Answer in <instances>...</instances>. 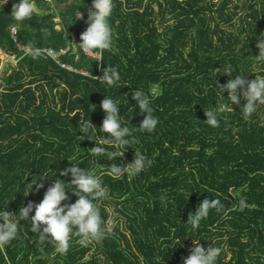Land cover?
Masks as SVG:
<instances>
[{
	"label": "trees",
	"instance_id": "16d2710c",
	"mask_svg": "<svg viewBox=\"0 0 264 264\" xmlns=\"http://www.w3.org/2000/svg\"><path fill=\"white\" fill-rule=\"evenodd\" d=\"M35 3L37 15L23 23L12 20L13 8L0 11V48L19 58L13 71L1 75L0 210L19 219L22 204L39 203L54 179L70 182L59 169L73 162L101 176L108 191L101 215L115 227L100 242L82 245L72 237L61 254L22 219L18 238L0 247V264H183L192 239L221 249L216 264H264V105L245 118V101L232 110L228 93L219 96L216 87L236 75L249 81L264 76V61L256 57L264 0H114L113 45L100 59L77 45L83 31L76 13L88 16L92 0ZM12 25L21 44L34 42L40 56L17 49ZM41 27L51 35L45 37ZM46 48H69L61 60L89 75L67 71ZM107 65L119 71L118 87L97 79ZM227 69L233 72L224 74ZM136 88L152 99L159 120L152 133L138 128L145 114L132 99ZM105 96L119 100L123 125L132 130L126 150L102 145L121 156L116 160H109L111 153L91 155L95 142L110 136L98 129ZM216 102L228 111L219 127H211L205 111ZM79 113L98 136H79ZM135 150L152 160L151 167L114 178L108 167L127 166ZM43 175H51L37 181L44 187L36 191L33 185L28 194L32 180ZM67 195L70 203L78 199L71 190ZM205 198H218L223 207L211 209L194 230L187 220Z\"/></svg>",
	"mask_w": 264,
	"mask_h": 264
},
{
	"label": "clouds",
	"instance_id": "9594fccd",
	"mask_svg": "<svg viewBox=\"0 0 264 264\" xmlns=\"http://www.w3.org/2000/svg\"><path fill=\"white\" fill-rule=\"evenodd\" d=\"M6 2L7 0H0V11ZM91 8L92 10L87 16L89 26L81 34L80 43L77 45L84 54L92 52L102 54L104 50H111L113 45L114 34L110 19L114 10V0H92ZM34 15H37L35 0H19L13 5L11 18L17 23L30 20ZM82 15V13H77L78 18ZM39 32L45 37L51 35L47 27H41ZM24 47L33 57L41 55V49L35 47L34 42L27 43ZM257 47L260 49V54L256 57L258 61H264V33L257 40ZM231 72H233L231 69L223 71L224 74ZM97 79L109 87H118L121 76L115 67L110 68L107 65L102 76ZM216 87L219 89V96L223 97L222 93L225 91L228 93L226 100L230 102L232 110V105L239 104L241 99L245 101L241 108L245 118L251 117L261 105H264V76L255 75V79L249 81L242 75H236L235 78L229 79L225 84H217ZM131 96L136 102L135 106L139 108L142 114H145L138 128L148 133L154 132L159 120L153 115L155 110L152 107L151 97L139 88L132 91ZM100 107L105 117L102 126L98 128L100 129L99 133H109L110 136L108 138L103 136L102 143L95 142V146L90 148L91 155L103 158L105 154L111 153L112 158L109 160H116L117 157L121 156L117 152L111 151L112 148L122 146L126 150V146L131 144L132 130L123 125L119 100L105 96ZM226 111H228L227 105H218L216 102L213 110L205 111L207 117L205 122L211 127H219L220 116ZM79 114L76 132L78 129L83 133L79 136H98L97 127L92 124L89 117L85 118L81 113ZM102 145L108 146L111 150H106ZM79 165V163L72 162L70 167L63 170L59 169L61 177L70 174V182H66L62 178L54 179L47 187L43 199L39 203L29 201L26 206L22 204L18 212L19 219L8 209L0 210V221H2L0 222V247L10 244L12 240L18 238V225L22 219L31 222L30 231L37 234L42 243L45 244L46 241L53 243L57 252L61 254L68 251L72 237H80L79 242L82 245L88 241L100 242L114 229L115 222L109 221L105 225V218L101 215V203L108 194L107 188L103 186L101 176L92 170L81 168ZM151 165V159L135 150L134 160L127 166L112 164L108 168L114 178H119L125 173L129 176H136ZM45 176L51 175H43L41 179L32 180L28 194L33 185H35L36 191L44 187L42 183H37V181L42 180ZM69 190L78 196L75 203L69 202L67 195ZM161 199L164 200L165 197L162 196ZM222 207L220 199L209 200L205 198L192 212L194 214L189 215L187 222H190L195 230L201 221L207 218L211 209L219 211ZM241 210H243V201H241ZM33 211L34 214L30 215ZM200 241L192 239L189 255L184 258L183 264H216L221 249L215 246L205 248Z\"/></svg>",
	"mask_w": 264,
	"mask_h": 264
},
{
	"label": "built area",
	"instance_id": "2783aa9c",
	"mask_svg": "<svg viewBox=\"0 0 264 264\" xmlns=\"http://www.w3.org/2000/svg\"><path fill=\"white\" fill-rule=\"evenodd\" d=\"M42 1L47 2V3H50L53 0H42ZM77 13L80 14L82 12L81 11H78ZM77 13H76V16H77ZM82 14L83 15L80 18H78V17L77 18H78V20H79V22L81 24V30L84 32L89 25L87 23V16H85L84 13H82ZM10 37L12 39L13 44L16 45V47H17V49L19 51L24 52V53H28L27 49L20 42V39H19V36H18V27L16 25H12L10 27ZM44 51L46 52V54L48 56H50L51 58L55 59L56 62L61 67H63L64 69H66L67 71L74 72V73H81V74H84V75H89V72L88 71H86L84 69H79L76 66H74L73 64L68 63V62H63L61 60L60 57L62 55H65L69 51V48L60 49L59 51H56L53 48H46V49H44ZM3 53L6 56L9 55V54L5 53L0 48V54H3ZM88 55L91 56V57L97 58V59H100V56H101L100 53H98V52H92V53H89ZM14 56H16V55H14ZM0 85H1V78H0Z\"/></svg>",
	"mask_w": 264,
	"mask_h": 264
},
{
	"label": "rangeland",
	"instance_id": "374dc122",
	"mask_svg": "<svg viewBox=\"0 0 264 264\" xmlns=\"http://www.w3.org/2000/svg\"><path fill=\"white\" fill-rule=\"evenodd\" d=\"M18 2H19V0H7V2L5 3V6H9L10 8H13V5L18 3ZM53 2H54V0L48 4L52 5ZM154 7L157 8V5H155ZM18 60H19V58L17 56H14L11 54L6 56V55H4V53L0 54V78H1L2 73H4V72L9 73V72L13 71V69H15L17 67V61ZM120 227L123 230V232L128 235V230L125 227H123V225H121ZM89 255L90 254H88L87 258L90 257Z\"/></svg>",
	"mask_w": 264,
	"mask_h": 264
},
{
	"label": "water",
	"instance_id": "95a60500",
	"mask_svg": "<svg viewBox=\"0 0 264 264\" xmlns=\"http://www.w3.org/2000/svg\"><path fill=\"white\" fill-rule=\"evenodd\" d=\"M234 193L236 194V193H237V191H236V190H234Z\"/></svg>",
	"mask_w": 264,
	"mask_h": 264
}]
</instances>
